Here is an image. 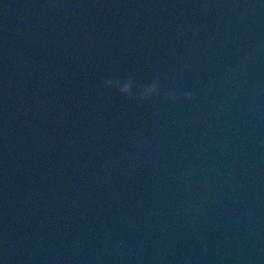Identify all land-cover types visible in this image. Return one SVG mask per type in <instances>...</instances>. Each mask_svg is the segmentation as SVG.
Listing matches in <instances>:
<instances>
[{
    "label": "water",
    "instance_id": "obj_1",
    "mask_svg": "<svg viewBox=\"0 0 264 264\" xmlns=\"http://www.w3.org/2000/svg\"><path fill=\"white\" fill-rule=\"evenodd\" d=\"M0 264H264V0H0Z\"/></svg>",
    "mask_w": 264,
    "mask_h": 264
},
{
    "label": "clouds",
    "instance_id": "obj_2",
    "mask_svg": "<svg viewBox=\"0 0 264 264\" xmlns=\"http://www.w3.org/2000/svg\"><path fill=\"white\" fill-rule=\"evenodd\" d=\"M105 88L114 90L119 96L127 100H137L138 102H147L159 95V86L156 81H153L143 87L137 88L134 91L132 79H108L104 81ZM165 100H174L173 94L168 93L163 97ZM185 99H190L189 95H185Z\"/></svg>",
    "mask_w": 264,
    "mask_h": 264
}]
</instances>
